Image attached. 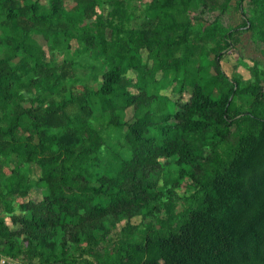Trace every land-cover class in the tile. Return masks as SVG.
<instances>
[{"label":"trees","instance_id":"trees-1","mask_svg":"<svg viewBox=\"0 0 264 264\" xmlns=\"http://www.w3.org/2000/svg\"><path fill=\"white\" fill-rule=\"evenodd\" d=\"M71 1L0 0V264L19 254L40 264H264V68L247 64L243 79L220 63L246 30L264 56V0H235L233 26L221 20L231 0H150L140 27L127 0ZM35 35L51 52L73 39V55L46 60ZM75 64L97 85L73 92ZM159 70L192 86L185 102L150 88ZM181 184L191 192L175 211ZM33 185L40 200L15 213L14 196ZM158 203L165 218L143 221ZM104 215L126 218L116 240L88 227L69 241L76 216ZM20 232L26 248L2 242Z\"/></svg>","mask_w":264,"mask_h":264},{"label":"rangeland","instance_id":"rangeland-1","mask_svg":"<svg viewBox=\"0 0 264 264\" xmlns=\"http://www.w3.org/2000/svg\"><path fill=\"white\" fill-rule=\"evenodd\" d=\"M44 1V0H40ZM150 0H127V5L130 10H133L135 16L131 19V26L133 27H140L145 22L148 20L150 21L151 17L148 15H145L144 8L146 4ZM64 3L66 6H71L72 1L71 0H64ZM235 0L230 1V5L228 6V9L226 12L222 15V22L225 25H236L241 21L242 14L240 11H238L234 7ZM97 10L103 12L104 14L107 12V5L106 3L97 6ZM189 13V17L193 22H197V20L200 19V17L196 14V11L194 8H191ZM218 12H212L209 14L210 18H213L214 16L217 15ZM206 23V22H204ZM108 33V32H107ZM240 40L235 43L233 48L227 51V49H223L224 54L221 58V67L223 70L231 75L232 72L237 71L243 79L249 78L251 73L250 70L247 67V64L249 66H253L254 64L259 66L260 68H264V56L260 51V46L256 45L254 41H252L250 37V32L249 31H244L239 34ZM35 38L37 41L41 44L42 48L45 50V59L48 60L52 58L56 63L62 62L65 59H69L73 54L72 51L76 46L75 41L72 39L70 41V47H63L62 49H55L53 52H51L48 49V45L46 41L43 39L41 35H35ZM212 44L211 42L208 43V46ZM185 47H182L180 50L181 52H184ZM180 53V52H179ZM141 54L144 56L146 55V51L144 49L141 50ZM77 59V58H75ZM246 64H244L243 62ZM202 58L197 57L195 61H193V66L198 68V75H201V71L199 69V65L197 66V63H201ZM76 67V74L79 77L78 81H70L68 83V87L73 91V92H79L80 89L83 87V84L88 82L90 84H93V86L97 85V83H93L91 80L87 79V69L83 68L81 65L75 64ZM208 69H211V66L209 67L206 65ZM125 76H128L131 78L132 83H135L137 77H136V70L133 68H128L124 72ZM155 79H157V83L155 86L151 85L150 88L152 90H157L161 94L166 95L168 98L177 101L178 103L180 102H185L192 91V86L188 83L185 82L183 79V76L181 74H176L174 71H168L165 73H162V71H157L155 73ZM132 91H135V88H131ZM98 114V113H97ZM124 119L126 120H131L133 119L132 117V108L128 107L125 110V115ZM160 162L163 165V169L167 173H172L176 174L177 169H178V164L171 158H165L161 157ZM31 168L29 170V173L33 175V177H38L41 174V167L37 163H31ZM186 183H189L190 180L186 179ZM41 186L38 185H33L28 189L27 195L23 197H19L18 195L14 196V201L13 204L16 206V210L14 211L15 213H20L22 212V209L20 208V203L22 201H32L36 202L40 200L41 198V193H40ZM175 192L177 193V198H175V211H180L182 210L183 207V196L189 194L191 192V189L187 187V185L181 184L179 186L174 187ZM4 214V213H3ZM4 223L10 230H15L17 228V223L13 222L9 218L8 214H4ZM165 218V213L163 206L158 203L155 205V207L152 210V213L150 216H147L143 218V221H153L155 218ZM133 221L134 222H139L142 217L139 213L133 214ZM149 219V220H148ZM76 221L75 227H71V238L69 241L71 243H74L73 236L76 234H80V238L82 239L84 237V232H87L89 228L94 230L95 232L103 233L105 236H109V238H105V240L112 241L116 240L117 237L120 234V229L123 226L124 222L126 221V218L121 217V216H113V215H104L103 217L89 223L88 220L80 219L78 216L75 217L74 219ZM91 224V225H88ZM157 226V224H156ZM109 228L110 232H107L106 229ZM20 229V226L17 230ZM52 231V230H51ZM57 234V232H56ZM26 233L20 232L17 235H11L10 238L3 239L2 242L6 241H11L13 245H22L23 248H26L27 242H26ZM52 241V240H50ZM2 245L0 244V248ZM2 264H40L38 258H29V257H24L21 254H19L16 258L10 257L9 255H2L1 259Z\"/></svg>","mask_w":264,"mask_h":264}]
</instances>
